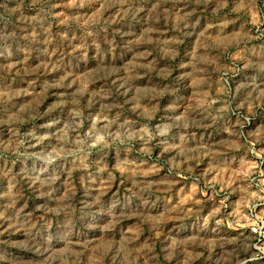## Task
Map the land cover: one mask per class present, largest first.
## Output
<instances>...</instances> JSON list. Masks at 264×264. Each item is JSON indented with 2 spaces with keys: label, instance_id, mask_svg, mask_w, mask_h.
Returning <instances> with one entry per match:
<instances>
[{
  "label": "rangeland",
  "instance_id": "obj_1",
  "mask_svg": "<svg viewBox=\"0 0 264 264\" xmlns=\"http://www.w3.org/2000/svg\"><path fill=\"white\" fill-rule=\"evenodd\" d=\"M0 264H264V0H0Z\"/></svg>",
  "mask_w": 264,
  "mask_h": 264
}]
</instances>
